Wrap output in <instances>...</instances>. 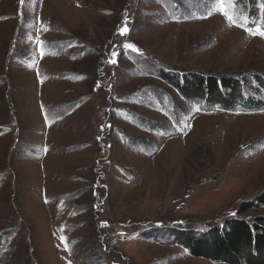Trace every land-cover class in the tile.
<instances>
[{
    "label": "rangeland",
    "instance_id": "obj_1",
    "mask_svg": "<svg viewBox=\"0 0 264 264\" xmlns=\"http://www.w3.org/2000/svg\"><path fill=\"white\" fill-rule=\"evenodd\" d=\"M249 8L0 0V264L235 262L186 244L264 231V0ZM202 77L248 107L206 106Z\"/></svg>",
    "mask_w": 264,
    "mask_h": 264
},
{
    "label": "trees",
    "instance_id": "obj_2",
    "mask_svg": "<svg viewBox=\"0 0 264 264\" xmlns=\"http://www.w3.org/2000/svg\"><path fill=\"white\" fill-rule=\"evenodd\" d=\"M242 9L244 11H250L248 14H251L249 6L253 5L256 0H241ZM180 81L182 84H185L186 87L192 88L193 85L188 80L180 76H177L176 80L173 81L172 87L177 89L178 85L180 86ZM179 83V84H178ZM196 87L199 88V94L202 95L205 105H219L221 108L228 110L237 107H248L249 101H246L239 96H233V101H230L229 104L223 105L221 102H217L214 98L217 95V91L225 93V90L233 88V84H229L227 88L223 86L221 79H207L206 77L197 79ZM242 87V84H241ZM240 88V87H239ZM264 92V87H262ZM213 98V99H212ZM211 99V100H210ZM254 106L259 104L264 106V100H253ZM253 105V104H252ZM260 106V105H258ZM210 238L206 241L200 240H190L187 242L188 251L195 257L210 259L213 262H224L231 264H253L250 260L251 255H258L261 258L264 256V231L258 226L252 225L245 220H232L227 223V230H219L216 228L215 232H211ZM258 261L256 264H264V262Z\"/></svg>",
    "mask_w": 264,
    "mask_h": 264
},
{
    "label": "snow or ice",
    "instance_id": "obj_3",
    "mask_svg": "<svg viewBox=\"0 0 264 264\" xmlns=\"http://www.w3.org/2000/svg\"><path fill=\"white\" fill-rule=\"evenodd\" d=\"M23 2H24V0H21V3H23ZM226 2H231V0H220L221 5H223V4L226 3ZM223 14L227 17V19H228L229 21H232V17L229 16V15L227 14V12H224ZM254 34H257V33H254ZM258 34H259L260 36L264 37V31H259ZM126 47H128V48H132L134 51H137V49H135V47H134L133 45H126ZM114 55H115V54H114Z\"/></svg>",
    "mask_w": 264,
    "mask_h": 264
}]
</instances>
